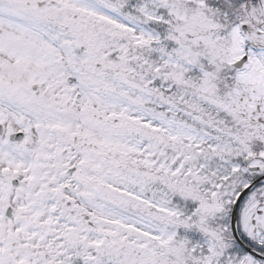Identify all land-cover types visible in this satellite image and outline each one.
<instances>
[{"label": "snow or ice", "instance_id": "1", "mask_svg": "<svg viewBox=\"0 0 264 264\" xmlns=\"http://www.w3.org/2000/svg\"><path fill=\"white\" fill-rule=\"evenodd\" d=\"M0 264H264V0H0Z\"/></svg>", "mask_w": 264, "mask_h": 264}]
</instances>
